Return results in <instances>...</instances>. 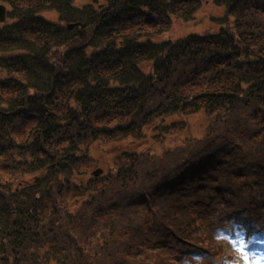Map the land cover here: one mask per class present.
<instances>
[{
  "label": "trees",
  "instance_id": "1",
  "mask_svg": "<svg viewBox=\"0 0 264 264\" xmlns=\"http://www.w3.org/2000/svg\"><path fill=\"white\" fill-rule=\"evenodd\" d=\"M206 1L218 28L173 35ZM0 2V264H214L215 227L264 238V0ZM198 113L203 137L134 146Z\"/></svg>",
  "mask_w": 264,
  "mask_h": 264
},
{
  "label": "rangeland",
  "instance_id": "2",
  "mask_svg": "<svg viewBox=\"0 0 264 264\" xmlns=\"http://www.w3.org/2000/svg\"><path fill=\"white\" fill-rule=\"evenodd\" d=\"M77 6L84 3H92L91 0H74ZM96 4L95 2H93ZM7 8L8 5L6 4ZM224 12L223 6L217 5L211 1H206L203 6L196 12L195 21L186 24L175 22L172 34L182 35L189 32L206 33L218 28V22L211 19L212 16L222 15ZM43 16L53 22H60V18L55 11L43 12ZM170 117L169 119H171ZM173 120V119H172ZM188 125L183 131L166 135L161 141L154 140L151 134L143 138L134 146L149 148L156 154H161L164 149H169L174 146L178 141L184 140L187 137L201 138L207 130L209 120L204 117L202 113L194 114L187 119ZM116 144L114 147L125 146ZM109 153L113 152L112 149L108 150ZM96 153L99 150L95 151ZM107 152V150H103ZM109 153H106L107 155ZM99 167L105 170V164L102 162ZM214 235L217 239H222L228 242L231 246L230 257L228 254L219 256L214 264H264V238L254 237L246 241L243 239L242 232L236 227L234 223L228 225L226 229L217 228L214 230ZM179 261L182 264H205L198 253L190 252L180 256Z\"/></svg>",
  "mask_w": 264,
  "mask_h": 264
},
{
  "label": "water",
  "instance_id": "3",
  "mask_svg": "<svg viewBox=\"0 0 264 264\" xmlns=\"http://www.w3.org/2000/svg\"><path fill=\"white\" fill-rule=\"evenodd\" d=\"M92 2H95L97 3L98 0H91ZM102 4H98V7H101ZM6 17V8H5V5L0 3V22L4 21ZM68 27H72V24L68 25ZM102 173V169L100 167H97L95 168L93 171H92V175H100Z\"/></svg>",
  "mask_w": 264,
  "mask_h": 264
}]
</instances>
